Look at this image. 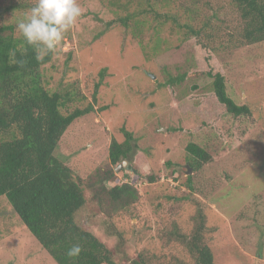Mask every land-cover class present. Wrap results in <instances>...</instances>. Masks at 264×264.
<instances>
[{"label": "rangeland", "instance_id": "374dc122", "mask_svg": "<svg viewBox=\"0 0 264 264\" xmlns=\"http://www.w3.org/2000/svg\"><path fill=\"white\" fill-rule=\"evenodd\" d=\"M125 18L127 27L119 21ZM48 21L56 31L46 41ZM8 25L15 37L55 46L41 69L47 90L72 92L70 110L93 106L66 130L56 157L90 185L111 170L107 187L129 184L138 192L133 205L103 211L88 189L77 217L119 263L139 255L148 264L188 262L170 234L190 233L201 209L214 264H264V42L221 48L239 25L231 0H0V27ZM206 73L221 74L227 95L250 116L227 114ZM181 75L180 84H169ZM122 129L132 134V151L125 165L112 167L108 149L125 142ZM189 144L210 161L193 169ZM0 264H55L6 197Z\"/></svg>", "mask_w": 264, "mask_h": 264}, {"label": "trees", "instance_id": "16d2710c", "mask_svg": "<svg viewBox=\"0 0 264 264\" xmlns=\"http://www.w3.org/2000/svg\"><path fill=\"white\" fill-rule=\"evenodd\" d=\"M231 3L237 11L239 25L236 31L226 34V39L222 37L221 48L226 51L264 42V0H231ZM149 10H152L150 5ZM119 21L127 27V18ZM55 31L48 21L46 31L42 32L46 41L49 33ZM187 33L195 37L207 35L204 28H188ZM54 49V45H43L29 34L15 37L10 25L0 27V197H6L20 223L55 264H121L105 243L77 222V217L86 210L88 189H93L91 199L103 211L108 206L121 209L133 205L139 198L138 192L129 184L107 187L106 183L115 179L111 170L90 185L56 157L55 149L66 130L74 121L91 113L93 106L70 110L72 92L47 90L41 69L51 62ZM204 75L212 79L210 90L227 114L250 116L247 105H237L227 95L221 74ZM182 80L183 75L170 79L169 84L178 85ZM122 133L125 142L118 144L113 140L108 149L112 167L122 164L132 151L129 144L132 134L124 129ZM186 151L193 169L210 161L208 153L196 144H189ZM90 215L95 216L93 212ZM114 233L108 235L116 234L121 242V235ZM206 234L205 217L198 209L190 233L170 234L189 260L178 257L174 264H214ZM127 264L148 263L139 255Z\"/></svg>", "mask_w": 264, "mask_h": 264}, {"label": "water", "instance_id": "95a60500", "mask_svg": "<svg viewBox=\"0 0 264 264\" xmlns=\"http://www.w3.org/2000/svg\"><path fill=\"white\" fill-rule=\"evenodd\" d=\"M125 163H126V162H123V164H122V165H125ZM187 172H188V173H190V170H188ZM188 173H187V174H188Z\"/></svg>", "mask_w": 264, "mask_h": 264}, {"label": "bare ground", "instance_id": "6f19581e", "mask_svg": "<svg viewBox=\"0 0 264 264\" xmlns=\"http://www.w3.org/2000/svg\"><path fill=\"white\" fill-rule=\"evenodd\" d=\"M123 163V162H122Z\"/></svg>", "mask_w": 264, "mask_h": 264}]
</instances>
